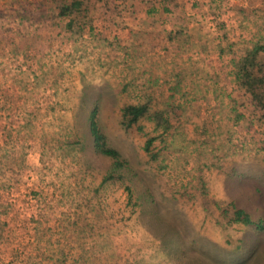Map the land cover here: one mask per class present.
I'll return each mask as SVG.
<instances>
[{"label": "rangeland", "instance_id": "1", "mask_svg": "<svg viewBox=\"0 0 264 264\" xmlns=\"http://www.w3.org/2000/svg\"><path fill=\"white\" fill-rule=\"evenodd\" d=\"M148 2L0 0V264H264V0Z\"/></svg>", "mask_w": 264, "mask_h": 264}, {"label": "trees", "instance_id": "2", "mask_svg": "<svg viewBox=\"0 0 264 264\" xmlns=\"http://www.w3.org/2000/svg\"><path fill=\"white\" fill-rule=\"evenodd\" d=\"M252 55V57H251ZM252 59H253V52L249 53L246 58L244 64H242V68L246 69L245 76L247 77V86L252 89L254 88L253 82H255L256 77L254 76L253 70H247L248 65L253 66L252 64ZM256 83V82H255ZM249 89V90H250ZM255 90V89H254ZM257 100V99H256ZM258 101V100H257ZM261 108L264 110V102L262 101L260 104ZM146 108L145 106H140V107H135L128 105L123 109V115L124 117H128L129 123L135 122L139 116H141L145 112ZM130 117V118H129ZM158 121V120H157ZM159 123V121H158ZM90 133L93 137L94 142L98 146L99 150L103 154H107L115 158V163L117 166L123 165L121 161L119 160V154L114 148L110 147L107 144V140L105 139L103 133H101L100 126L98 124V121H96V112L92 114L91 116V121H90ZM234 220L240 221L245 224H252V220H250L248 214H246L242 209H236L234 212ZM257 227L262 226V222L256 223ZM263 227V226H262Z\"/></svg>", "mask_w": 264, "mask_h": 264}, {"label": "crops", "instance_id": "3", "mask_svg": "<svg viewBox=\"0 0 264 264\" xmlns=\"http://www.w3.org/2000/svg\"><path fill=\"white\" fill-rule=\"evenodd\" d=\"M157 1H158V0H150L151 3L148 2V4H149L150 6H155V7H156V2H157ZM159 1H160V0H159ZM178 1H179V0H178ZM227 1L230 3L231 0H227ZM239 1H241V0H239ZM250 1H251V0H250ZM161 2H162V3L165 2L166 5H167V2H166V1H161ZM238 4H239V3H238ZM240 4L242 5L243 3H240ZM238 8L240 9V7H238ZM238 8H237V9H238ZM237 9H236V10H237ZM167 11H168V10H167Z\"/></svg>", "mask_w": 264, "mask_h": 264}]
</instances>
